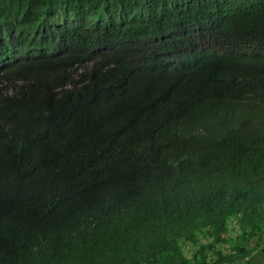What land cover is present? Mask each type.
<instances>
[{
  "label": "trees",
  "instance_id": "obj_1",
  "mask_svg": "<svg viewBox=\"0 0 264 264\" xmlns=\"http://www.w3.org/2000/svg\"><path fill=\"white\" fill-rule=\"evenodd\" d=\"M264 0H0V264H258Z\"/></svg>",
  "mask_w": 264,
  "mask_h": 264
},
{
  "label": "rangeland",
  "instance_id": "obj_2",
  "mask_svg": "<svg viewBox=\"0 0 264 264\" xmlns=\"http://www.w3.org/2000/svg\"><path fill=\"white\" fill-rule=\"evenodd\" d=\"M258 264H264V258H256Z\"/></svg>",
  "mask_w": 264,
  "mask_h": 264
}]
</instances>
